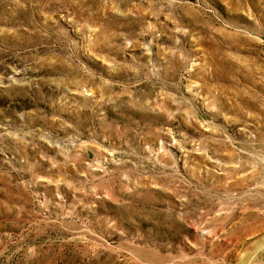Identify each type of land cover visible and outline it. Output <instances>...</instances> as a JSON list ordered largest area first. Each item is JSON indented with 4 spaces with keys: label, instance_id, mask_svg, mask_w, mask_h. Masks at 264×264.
Wrapping results in <instances>:
<instances>
[{
    "label": "rangeland",
    "instance_id": "obj_1",
    "mask_svg": "<svg viewBox=\"0 0 264 264\" xmlns=\"http://www.w3.org/2000/svg\"><path fill=\"white\" fill-rule=\"evenodd\" d=\"M0 264H264V0H0Z\"/></svg>",
    "mask_w": 264,
    "mask_h": 264
}]
</instances>
